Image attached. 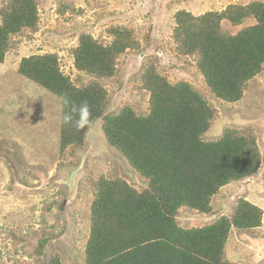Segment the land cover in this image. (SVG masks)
Returning a JSON list of instances; mask_svg holds the SVG:
<instances>
[{
    "label": "trees",
    "instance_id": "1",
    "mask_svg": "<svg viewBox=\"0 0 264 264\" xmlns=\"http://www.w3.org/2000/svg\"><path fill=\"white\" fill-rule=\"evenodd\" d=\"M0 17V63H4L12 37L37 29V0H8ZM248 18L256 23L236 34L222 27L223 21L237 26ZM175 21L176 47L180 54L196 59L210 92L227 103L240 101L246 85L263 71L264 2L229 5L221 12L200 15L182 10ZM109 33L114 37L109 45L91 34L80 35L73 49L79 72L110 78L118 58L139 48L134 30L114 27ZM141 71L150 93L146 115L128 105L105 113L107 90L95 80L75 86L55 54L24 57L19 64L21 76L61 99V150L82 146L89 130L63 123L66 96L77 105L87 102L92 122L103 119L107 144L147 183L138 191L114 176L98 181L84 264H238L225 259L231 229L260 228V207L242 198L231 217L222 215L196 228L180 226L178 216L182 209L210 215L212 199L223 187L255 175L261 167L256 139L227 129L219 139L205 140L216 115L203 94L186 81L171 83L154 62L143 64ZM42 264L62 262L45 254Z\"/></svg>",
    "mask_w": 264,
    "mask_h": 264
},
{
    "label": "rangeland",
    "instance_id": "2",
    "mask_svg": "<svg viewBox=\"0 0 264 264\" xmlns=\"http://www.w3.org/2000/svg\"><path fill=\"white\" fill-rule=\"evenodd\" d=\"M8 0H0V9ZM264 0H37L38 26L12 37L11 49L0 63V264H42L45 254L62 264H84L90 234L91 206L98 181L110 176L127 181L138 191L146 181L123 155L109 146L103 119L92 122L82 146L60 148L61 99L21 76L24 57L55 54L63 74L77 87L97 82L108 92L105 113L131 106L138 115L150 111L143 64L154 62L171 83L186 81L199 90L216 118L205 140L219 139L225 130L252 135L261 154V167L252 177L223 187L212 199V213L182 209L178 223L202 227L222 215L231 217L240 199L263 211L255 230L231 229L225 259L238 264H264V66L250 81L243 98L227 103L216 98L197 69L196 59L178 51L172 37L175 14L221 12L229 5ZM2 19L0 17V23ZM222 22L230 34L254 25ZM134 30L138 49L122 54L116 73L95 79L75 68L73 49L82 33L109 45L110 28ZM46 242V243H45Z\"/></svg>",
    "mask_w": 264,
    "mask_h": 264
},
{
    "label": "clouds",
    "instance_id": "3",
    "mask_svg": "<svg viewBox=\"0 0 264 264\" xmlns=\"http://www.w3.org/2000/svg\"><path fill=\"white\" fill-rule=\"evenodd\" d=\"M63 105L68 108V111L63 114L64 124H70L78 131L91 127V110L87 102L77 105L65 96Z\"/></svg>",
    "mask_w": 264,
    "mask_h": 264
}]
</instances>
